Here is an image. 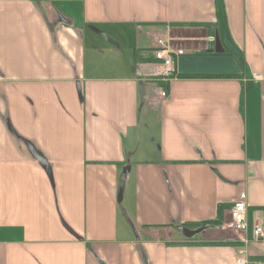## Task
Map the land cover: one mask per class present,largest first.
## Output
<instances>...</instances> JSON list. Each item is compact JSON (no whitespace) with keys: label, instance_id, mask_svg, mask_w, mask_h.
Segmentation results:
<instances>
[{"label":"crops","instance_id":"1","mask_svg":"<svg viewBox=\"0 0 264 264\" xmlns=\"http://www.w3.org/2000/svg\"><path fill=\"white\" fill-rule=\"evenodd\" d=\"M241 193L264 224V0H0V264H264Z\"/></svg>","mask_w":264,"mask_h":264},{"label":"built area","instance_id":"2","mask_svg":"<svg viewBox=\"0 0 264 264\" xmlns=\"http://www.w3.org/2000/svg\"><path fill=\"white\" fill-rule=\"evenodd\" d=\"M173 53L174 52L165 45L164 41H158L156 50L154 51V57L160 62V81L167 85H171L172 81L175 79V60ZM181 54L182 52L177 53V55ZM161 96L162 98L167 97V92L163 91ZM227 225L230 229L244 235L242 244L245 247L264 242V224L257 222L250 225L246 193H241L239 198L233 203L231 218ZM245 253L243 248L237 249V255L240 257L238 259L239 264L247 263L245 257L243 258Z\"/></svg>","mask_w":264,"mask_h":264},{"label":"water","instance_id":"3","mask_svg":"<svg viewBox=\"0 0 264 264\" xmlns=\"http://www.w3.org/2000/svg\"><path fill=\"white\" fill-rule=\"evenodd\" d=\"M224 52V49L222 48L221 46V43H220V40L219 38H217V50H216V53H223ZM47 169H48V166L46 165ZM178 230L188 239H191L193 237H195L196 235L202 233L204 231V228H199V229H196V230H190L188 229L187 227L185 226H180L178 227Z\"/></svg>","mask_w":264,"mask_h":264},{"label":"trees","instance_id":"4","mask_svg":"<svg viewBox=\"0 0 264 264\" xmlns=\"http://www.w3.org/2000/svg\"><path fill=\"white\" fill-rule=\"evenodd\" d=\"M206 224H210V223H206Z\"/></svg>","mask_w":264,"mask_h":264}]
</instances>
